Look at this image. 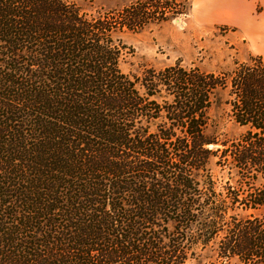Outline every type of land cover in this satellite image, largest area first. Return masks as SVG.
I'll return each instance as SVG.
<instances>
[{"label":"trees","instance_id":"1","mask_svg":"<svg viewBox=\"0 0 264 264\" xmlns=\"http://www.w3.org/2000/svg\"><path fill=\"white\" fill-rule=\"evenodd\" d=\"M78 1L0 0V264H264L262 58L132 78L116 36L159 2ZM218 105L240 138L221 140Z\"/></svg>","mask_w":264,"mask_h":264},{"label":"rangeland","instance_id":"2","mask_svg":"<svg viewBox=\"0 0 264 264\" xmlns=\"http://www.w3.org/2000/svg\"><path fill=\"white\" fill-rule=\"evenodd\" d=\"M159 2L157 14L148 19L152 25L138 34L119 33L116 37L130 49L121 62V70L130 77H140L147 69L163 70L167 67L180 65L185 69L199 67L205 72L221 73L231 71L234 61H246L250 53L245 40L235 25L207 24L197 16L198 3L202 0H79L83 6L92 5L95 15H105L110 8L121 9L139 2ZM255 12L264 9V0H250ZM171 3L173 11H164L163 4ZM191 6L188 15L186 13ZM89 14L91 13L88 11ZM119 18L120 15H112ZM172 95H165L170 103ZM223 102L226 96L221 98ZM209 116L213 125L221 134V140L232 141L240 138L244 129L237 126L231 119L226 106H214ZM214 150L221 146L213 147ZM219 158H214L209 166L213 180L217 181V190L223 180H228L227 170L216 165ZM198 253H201L198 251ZM184 264H221L210 260L203 254L200 260H189Z\"/></svg>","mask_w":264,"mask_h":264},{"label":"crops","instance_id":"3","mask_svg":"<svg viewBox=\"0 0 264 264\" xmlns=\"http://www.w3.org/2000/svg\"><path fill=\"white\" fill-rule=\"evenodd\" d=\"M197 16L203 23L235 25L252 55L264 62V9L254 11L250 0H202Z\"/></svg>","mask_w":264,"mask_h":264}]
</instances>
